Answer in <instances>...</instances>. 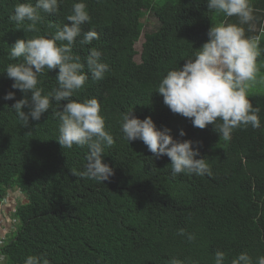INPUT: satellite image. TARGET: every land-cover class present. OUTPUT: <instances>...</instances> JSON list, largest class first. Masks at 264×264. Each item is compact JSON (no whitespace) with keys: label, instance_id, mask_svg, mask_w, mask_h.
<instances>
[{"label":"trees","instance_id":"1","mask_svg":"<svg viewBox=\"0 0 264 264\" xmlns=\"http://www.w3.org/2000/svg\"><path fill=\"white\" fill-rule=\"evenodd\" d=\"M28 2L35 4L0 0V200L10 189L24 199L12 216L16 235L0 247L1 264H24L29 255H41L50 264H170L172 259L215 264L218 250L226 254L224 264L241 252L256 264L264 256V95L248 96L261 108V127L235 129L225 141L213 125L200 129L172 113L155 92L169 70L182 67L207 42L213 22L226 23L228 17L209 11L206 0H166L160 5L155 0H83L91 19L81 25L82 33L94 29L99 39L81 45L78 37L73 54L84 63L94 47L110 70L100 81L89 73L72 99L97 98L105 129L113 135L114 144L105 147L102 162L114 174L101 184L79 175L87 146L67 149L57 142L58 105L53 103L39 121L30 119L28 127L21 126L11 108L24 94L12 89L13 80L4 73L8 64L18 62L9 59V47L17 39L50 37L54 26L70 23L66 16L79 0H60L56 14L41 12L36 33L24 31L27 21L18 29L10 20L14 6ZM148 12L158 27L144 34L136 63L135 45ZM57 72L45 69L38 78L44 93L57 86ZM9 91L14 100L3 99ZM131 109L141 120L151 117L158 130L170 129L173 139L198 142L200 155L195 158H204L212 175L173 178L167 156L154 158L141 140L128 143L120 121ZM180 229L196 239L178 235Z\"/></svg>","mask_w":264,"mask_h":264},{"label":"clouds","instance_id":"2","mask_svg":"<svg viewBox=\"0 0 264 264\" xmlns=\"http://www.w3.org/2000/svg\"><path fill=\"white\" fill-rule=\"evenodd\" d=\"M59 4L60 0L17 3L10 20L16 23L18 29L27 21L24 31L36 33L40 31L37 27L42 20L40 13L56 14ZM206 6L217 14L238 17L240 24H248L255 19L250 0H206ZM90 19L83 0L74 2L71 13L66 16L70 23L62 27L54 26L56 31L50 37L37 35L31 39H17L9 47V59L18 62L8 64L4 73L13 80L12 89L24 94L11 106L21 126L28 127L30 119L39 121L53 103L58 105L55 112L59 120L57 142L67 149L73 145L87 146L86 164L79 175L103 184L114 174L113 169L102 162L105 147L114 144L113 135L105 129V119L100 114L97 98L82 102L72 99L85 85L89 73L94 81H100L110 70L109 65L101 61V52L94 47L89 49L84 63L79 55L73 54L72 48L78 37L82 36L79 40L81 45H90L94 39H99L94 29L82 33L81 25ZM207 36V42L194 52L193 57L186 59L182 67L167 72L155 92L163 97V103L172 113L191 119L192 125L200 129L211 124L219 136L228 141L235 129L261 127V108L253 106L248 90L256 82L259 72L257 58L262 50L258 38L246 37L243 27L238 24L211 25ZM85 64L87 73L84 71ZM45 69L48 72L58 69L55 77L57 86L48 93L38 87V78ZM3 99L14 100L15 93L9 91ZM61 101L66 103L62 110H58ZM24 108L28 109L27 112L22 110ZM120 127L128 143L141 140L154 158L167 156L171 161L173 178L178 174L212 175L205 159L195 158L200 155L198 142L173 139L170 129L158 130L151 117L141 120L132 115L131 109L122 114ZM179 135L184 136L185 132L180 130ZM178 235L186 236L190 242L196 239L195 234L186 233L184 229L178 230ZM225 258L223 251H216L215 264H224ZM24 264H50V261L41 255H29ZM170 264L183 262L172 259ZM231 264L253 262L247 252H241ZM256 264H264V256H259Z\"/></svg>","mask_w":264,"mask_h":264},{"label":"crops","instance_id":"3","mask_svg":"<svg viewBox=\"0 0 264 264\" xmlns=\"http://www.w3.org/2000/svg\"><path fill=\"white\" fill-rule=\"evenodd\" d=\"M251 2V1H250ZM254 17L255 19L248 24H240L238 17L232 16L228 17L226 23H234L243 27L245 36L248 38H258L259 42H264V11L262 10V3L260 0H254ZM224 23V22H223ZM18 202H24L22 195L13 189L7 191L6 201L0 209V232L2 233L0 240L4 236L11 233V220H10V211H14L17 207ZM10 220V221H9ZM8 222V224H7Z\"/></svg>","mask_w":264,"mask_h":264},{"label":"rangeland","instance_id":"4","mask_svg":"<svg viewBox=\"0 0 264 264\" xmlns=\"http://www.w3.org/2000/svg\"><path fill=\"white\" fill-rule=\"evenodd\" d=\"M166 0H155L153 4L160 5L164 3ZM143 24V30L140 40L135 45V50L138 53V55L135 56V62H140V52H141V44L143 42V36L145 33H149L154 31L158 27V23L156 19L153 17L152 13H146L143 19L141 20ZM217 24V21L213 22V25ZM262 50V54L257 58V66L259 68V72L257 74L256 82L252 84V86L248 90V96L250 95H264V47H260ZM20 193V192H19ZM21 194V193H20ZM17 207L22 204V202L17 203ZM16 207V208H17ZM12 211H10V220H11V233L4 236L2 240H0V247L3 245L8 244L16 235V229L18 228L17 223H14V218L12 217ZM9 220V221H10ZM8 224V222H7ZM2 233L0 232V237ZM2 263V260L0 259V264Z\"/></svg>","mask_w":264,"mask_h":264},{"label":"built area","instance_id":"5","mask_svg":"<svg viewBox=\"0 0 264 264\" xmlns=\"http://www.w3.org/2000/svg\"><path fill=\"white\" fill-rule=\"evenodd\" d=\"M5 201H6V197H4L2 200H0V209H1V207L4 205V203H5ZM15 211V210H14ZM14 211L12 212V214H14ZM17 223V221L16 220H14V223ZM1 259V258H0Z\"/></svg>","mask_w":264,"mask_h":264}]
</instances>
